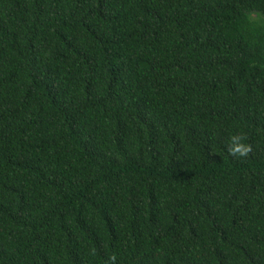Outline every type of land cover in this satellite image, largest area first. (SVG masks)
<instances>
[{
  "label": "trees",
  "instance_id": "obj_1",
  "mask_svg": "<svg viewBox=\"0 0 264 264\" xmlns=\"http://www.w3.org/2000/svg\"><path fill=\"white\" fill-rule=\"evenodd\" d=\"M0 264H264V0H0Z\"/></svg>",
  "mask_w": 264,
  "mask_h": 264
},
{
  "label": "clouds",
  "instance_id": "obj_2",
  "mask_svg": "<svg viewBox=\"0 0 264 264\" xmlns=\"http://www.w3.org/2000/svg\"><path fill=\"white\" fill-rule=\"evenodd\" d=\"M230 139L232 142V148L230 149V151L238 152L241 155H243L247 151V148L242 144L241 137L239 135H234Z\"/></svg>",
  "mask_w": 264,
  "mask_h": 264
}]
</instances>
